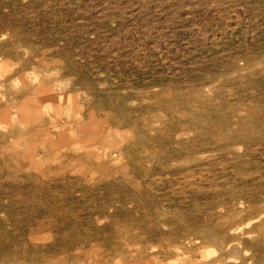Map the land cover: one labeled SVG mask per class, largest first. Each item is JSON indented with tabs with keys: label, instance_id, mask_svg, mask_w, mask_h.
<instances>
[{
	"label": "rangeland",
	"instance_id": "obj_1",
	"mask_svg": "<svg viewBox=\"0 0 264 264\" xmlns=\"http://www.w3.org/2000/svg\"><path fill=\"white\" fill-rule=\"evenodd\" d=\"M0 264H264V0H0Z\"/></svg>",
	"mask_w": 264,
	"mask_h": 264
},
{
	"label": "crops",
	"instance_id": "obj_2",
	"mask_svg": "<svg viewBox=\"0 0 264 264\" xmlns=\"http://www.w3.org/2000/svg\"><path fill=\"white\" fill-rule=\"evenodd\" d=\"M25 105H27V104H25ZM33 105L31 104V107H32Z\"/></svg>",
	"mask_w": 264,
	"mask_h": 264
},
{
	"label": "bare ground",
	"instance_id": "obj_3",
	"mask_svg": "<svg viewBox=\"0 0 264 264\" xmlns=\"http://www.w3.org/2000/svg\"><path fill=\"white\" fill-rule=\"evenodd\" d=\"M26 129V128H25ZM94 253V252H93Z\"/></svg>",
	"mask_w": 264,
	"mask_h": 264
}]
</instances>
